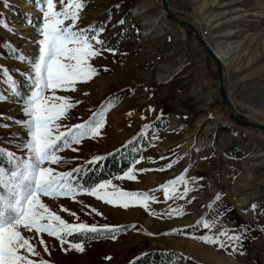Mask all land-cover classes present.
<instances>
[{
    "label": "rangeland",
    "instance_id": "rangeland-1",
    "mask_svg": "<svg viewBox=\"0 0 264 264\" xmlns=\"http://www.w3.org/2000/svg\"><path fill=\"white\" fill-rule=\"evenodd\" d=\"M54 2L59 9L58 0ZM84 2L79 27L103 25L101 39L116 54L105 51L93 59L98 75L77 84V91L56 93L79 101L63 123L87 120L110 100L115 106L106 115L101 135L84 140L76 146L77 152L61 153L68 162L57 170L70 171L125 145L132 152L129 167L142 156L136 169L166 170L137 171L134 181L113 180L124 191L154 195L156 202L149 203V212L139 206L106 205L87 195L79 196L78 202L44 198L53 209L62 205L76 212L79 222L127 227L115 240L86 241L83 253L61 251L54 238L45 236L51 254L37 243L41 257L51 264H127L146 251L167 250L185 264H264V131L230 118L232 113L238 122L264 127V0H166L169 13L190 25L200 39L165 15L160 0ZM41 5L42 0H0V68L10 73L22 96L31 90L22 75L28 72V62L12 58L6 44L17 55L38 56ZM136 8L143 11L134 15ZM8 87L7 78L0 74V93L10 96ZM160 114L167 118L161 119ZM0 117V124L7 125L0 128V148L20 155L17 145L26 133L14 121L27 119L22 98L0 102ZM168 163L173 166L167 168ZM0 164H6V158ZM185 168L187 177L198 178L189 185L194 188L187 197L191 203L165 201L157 189ZM177 208L183 213L170 217L169 210ZM60 214L74 222L67 213ZM213 218L216 226L211 232L195 227L201 219L211 222ZM185 228L192 232L182 233ZM224 228L246 232L236 252L193 238ZM174 229L178 231L172 234Z\"/></svg>",
    "mask_w": 264,
    "mask_h": 264
},
{
    "label": "snow or ice",
    "instance_id": "snow-or-ice-1",
    "mask_svg": "<svg viewBox=\"0 0 264 264\" xmlns=\"http://www.w3.org/2000/svg\"><path fill=\"white\" fill-rule=\"evenodd\" d=\"M58 3L59 9L54 0H42L43 23L38 29L41 38L36 41L37 57L28 59L22 53L17 55V50L6 44L12 58L21 62L27 60L28 72L22 75L30 82V92L22 96L10 73L0 68V74L7 78L10 93V96L0 93V102L10 98H22V113L27 117L25 120L14 121L15 124L22 126L26 133V138L20 140L17 145L20 155L0 148V159L6 158V164H0V264H51V261L41 257L37 250L38 243L44 253L51 254L45 236L54 238L61 251L74 250L78 253L85 251L84 245L88 240L98 238L115 240L127 226L89 225L79 222L76 212L62 205L58 209H53L44 198L53 202L61 199L78 202L79 196L87 195L106 205L121 209L139 206L149 212V203L156 202L154 195L124 191L113 180L134 181L137 179V171L166 170L164 167L136 169L135 165L141 163L142 156L135 159L132 166L122 175L91 184H86L81 178L83 166L70 171L57 170L68 162L61 153L67 150L77 152L76 146L84 140L96 139L101 135L106 124V115L115 104L110 100L100 105L99 110L93 111L87 120L67 125L63 121L79 101L74 102L68 96L56 93L77 91V84L87 83L98 75L96 67L91 63L93 59L105 51L116 54L115 49L106 47V42L101 39L105 31L103 25L98 28L91 25L79 27L81 12L86 7L84 0H58ZM119 23L123 24L124 21L121 20ZM3 27L7 28V25ZM84 95L88 93L85 92ZM128 115L131 116L132 113L129 112ZM3 127L7 125L0 124V128ZM103 159L104 157L97 155L86 163L97 165ZM160 159L164 160L166 157L161 156ZM172 166V163L167 164V168ZM187 172L188 168H185L182 174L157 189L163 192L165 201L185 200L191 203L187 197L194 188L189 185L195 184L198 178L187 177ZM180 186H183L182 191ZM215 199L218 200L219 195ZM256 207L255 204L252 205L253 211ZM91 211L96 216L102 215L95 209ZM60 213H67L74 222L70 223L62 218ZM182 213L183 209L177 208L170 209L168 215L171 217L172 214ZM200 226L211 232L216 226V219L213 218L211 222L201 219L195 227ZM177 231L174 229L172 234ZM193 238L223 249L231 248L232 252H236L246 238V232L241 229L224 228L216 234ZM240 254L243 255L242 252Z\"/></svg>",
    "mask_w": 264,
    "mask_h": 264
},
{
    "label": "trees",
    "instance_id": "trees-1",
    "mask_svg": "<svg viewBox=\"0 0 264 264\" xmlns=\"http://www.w3.org/2000/svg\"><path fill=\"white\" fill-rule=\"evenodd\" d=\"M160 118L165 120L167 115L160 114ZM131 153L129 146L125 145L112 153L101 155L104 159L97 165H88L87 163L78 165L83 166L84 169L81 178L86 184H91L122 174L130 165ZM191 232V228L182 230L184 234ZM185 262L187 261L175 258L174 254L167 250H149L127 264H185ZM188 263L193 264V262Z\"/></svg>",
    "mask_w": 264,
    "mask_h": 264
},
{
    "label": "water",
    "instance_id": "water-1",
    "mask_svg": "<svg viewBox=\"0 0 264 264\" xmlns=\"http://www.w3.org/2000/svg\"><path fill=\"white\" fill-rule=\"evenodd\" d=\"M160 2H161L162 9H163V13H164L165 15L169 16V17H170L175 23H177L179 26H182V27H185V28H189L190 30H192V31L194 32L195 36H196L198 39H200L199 36H197V34L195 33L194 29H193L190 25H188L187 23L180 22V21L176 20V19H175L170 13H169L168 8H167V4H166V0H160ZM200 41H201V40H200ZM202 45H203V43H202ZM205 50H206V52H207L208 54H210V56L212 55V54L209 52V50H207V48H206ZM219 89H220V93H221L222 98L225 100V97H224V94H223V85H222L221 82H220ZM230 118H231L236 124L243 125V126H247V127H249V128H257V129H261V130L264 131V127L261 126V125L244 124V123H242V122H238V121L235 119V116H234L232 113H230Z\"/></svg>",
    "mask_w": 264,
    "mask_h": 264
},
{
    "label": "bare ground",
    "instance_id": "bare-ground-1",
    "mask_svg": "<svg viewBox=\"0 0 264 264\" xmlns=\"http://www.w3.org/2000/svg\"><path fill=\"white\" fill-rule=\"evenodd\" d=\"M142 11H143L142 9H140V8H136V9L134 10L133 13H134V15H136V14H139L140 12H142ZM157 20H158V19H155L154 22H157ZM26 28H27V27H25L24 29H26ZM215 56L217 57V59H220V56H218V55H216V54H215ZM260 130H261V129H260Z\"/></svg>",
    "mask_w": 264,
    "mask_h": 264
}]
</instances>
